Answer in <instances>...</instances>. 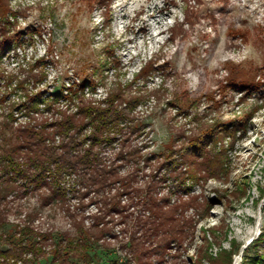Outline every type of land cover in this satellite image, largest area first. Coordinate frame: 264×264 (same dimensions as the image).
<instances>
[{
    "label": "rangeland",
    "instance_id": "1",
    "mask_svg": "<svg viewBox=\"0 0 264 264\" xmlns=\"http://www.w3.org/2000/svg\"><path fill=\"white\" fill-rule=\"evenodd\" d=\"M0 41V147L15 128L89 119L84 104L113 102L122 115L102 159L120 175L133 171L143 195L155 185L192 221L178 250L146 252L144 264L264 256V0H0ZM90 133L86 123L81 147ZM121 151L133 154L122 160ZM11 177L0 158V264H136L131 241L145 239V213L129 195H119L122 212L108 213L93 191L72 187L74 175L53 202L42 200L47 187L19 188ZM80 228L87 249L54 258L50 248Z\"/></svg>",
    "mask_w": 264,
    "mask_h": 264
},
{
    "label": "trees",
    "instance_id": "2",
    "mask_svg": "<svg viewBox=\"0 0 264 264\" xmlns=\"http://www.w3.org/2000/svg\"><path fill=\"white\" fill-rule=\"evenodd\" d=\"M110 11L111 8L108 5L106 11L103 12L106 19L110 18ZM3 29L6 28L3 27ZM7 46L8 42L0 41V54ZM105 51L108 54L113 52L111 48ZM114 60L116 61L115 58ZM155 60L156 58L150 57L146 61L147 64H151L149 68L151 71L160 67L154 64ZM115 63L119 64L117 61ZM112 103L109 102L102 108L90 103L84 104L81 110L83 115L88 116L89 119H74V114H72L47 125L32 124L23 128H15L12 139L0 147V158L5 172H11L12 176L5 181H9L10 184L17 182V186L23 189L25 187L39 190L47 187L49 192L41 196L45 202L65 198L64 180L65 176L70 177V175L75 176L71 181L72 187L93 191V194L99 196L96 202L101 203L108 213L122 212L124 204L121 203L119 195L121 193L129 195L130 204L141 205L145 213L137 220V226L142 228L145 239L140 242L133 238L131 241L136 264H144L146 261L142 259V256L146 252H152L158 258H163L172 244L178 250L186 234L185 226L192 227V221L186 219L185 223V219L176 217L174 213L178 205L171 203L167 196H158L155 185L152 183L147 185L144 190L145 195H143V190L132 185L133 171L120 175L116 163H107L102 159L99 146L111 140L110 127L113 125L116 129L117 119L115 118L122 115ZM86 123L91 126L89 135L91 143L87 147H81L80 131ZM48 127L56 128V131L60 133L61 140L58 143L50 136L51 133L47 131ZM245 133L246 131H243V134ZM118 154V158L127 160L133 152L123 153L121 151ZM111 183H118L120 189L118 188L112 194L104 193V188ZM82 194L87 193L84 191ZM89 242L90 235L80 228L78 237H67L62 247V242L58 241L56 246L50 248V252L55 258L59 253L67 254L72 246L86 250ZM82 256L88 257L86 252H83ZM66 263L64 257L58 262V264ZM111 264H117V261L113 259ZM149 264L152 262L149 261ZM244 264H264V256H254L246 260Z\"/></svg>",
    "mask_w": 264,
    "mask_h": 264
},
{
    "label": "bare ground",
    "instance_id": "3",
    "mask_svg": "<svg viewBox=\"0 0 264 264\" xmlns=\"http://www.w3.org/2000/svg\"><path fill=\"white\" fill-rule=\"evenodd\" d=\"M108 49V48H107ZM113 50V49H112ZM113 53V52H112ZM114 54V53H113ZM158 54V53H157ZM115 57V56H114ZM120 61V60H119ZM118 71V70H117ZM127 81V80H126Z\"/></svg>",
    "mask_w": 264,
    "mask_h": 264
}]
</instances>
